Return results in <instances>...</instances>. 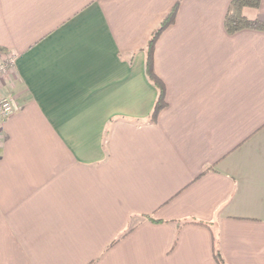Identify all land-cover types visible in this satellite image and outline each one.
Wrapping results in <instances>:
<instances>
[{"label": "crops", "instance_id": "0c3cea01", "mask_svg": "<svg viewBox=\"0 0 264 264\" xmlns=\"http://www.w3.org/2000/svg\"><path fill=\"white\" fill-rule=\"evenodd\" d=\"M154 47L165 106L144 47ZM230 0H0V264H264V32ZM264 20L259 7L244 8ZM206 223L208 226L195 224Z\"/></svg>", "mask_w": 264, "mask_h": 264}, {"label": "trees", "instance_id": "16d2710c", "mask_svg": "<svg viewBox=\"0 0 264 264\" xmlns=\"http://www.w3.org/2000/svg\"><path fill=\"white\" fill-rule=\"evenodd\" d=\"M261 0H230L228 8L223 18V25L227 33H235L243 29H253L264 32V20L255 18L249 19L243 15L242 10L244 8H258ZM179 1L175 2L169 9L167 14L159 22L157 28L152 32L148 39L144 51H145V75L149 82L157 90V97L153 105L152 112L149 116L150 121H154L159 111L165 106L164 99V85L162 81L157 77L154 72L153 66V54L154 47L157 39L162 31L171 25L176 17ZM0 52H5V49L0 47ZM195 224L208 226L206 223L195 222ZM212 256L216 264H224L216 245H213Z\"/></svg>", "mask_w": 264, "mask_h": 264}, {"label": "built area", "instance_id": "2783aa9c", "mask_svg": "<svg viewBox=\"0 0 264 264\" xmlns=\"http://www.w3.org/2000/svg\"><path fill=\"white\" fill-rule=\"evenodd\" d=\"M13 61L9 58L0 59V75L8 71ZM17 110V105L12 98L0 99V122L8 118Z\"/></svg>", "mask_w": 264, "mask_h": 264}, {"label": "rangeland", "instance_id": "374dc122", "mask_svg": "<svg viewBox=\"0 0 264 264\" xmlns=\"http://www.w3.org/2000/svg\"><path fill=\"white\" fill-rule=\"evenodd\" d=\"M1 99V98H0Z\"/></svg>", "mask_w": 264, "mask_h": 264}]
</instances>
